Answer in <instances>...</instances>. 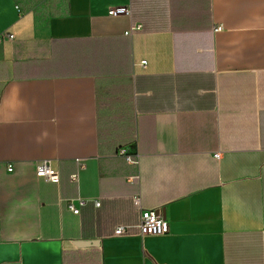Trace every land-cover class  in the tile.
I'll return each mask as SVG.
<instances>
[{
    "label": "crops",
    "instance_id": "crops-1",
    "mask_svg": "<svg viewBox=\"0 0 264 264\" xmlns=\"http://www.w3.org/2000/svg\"><path fill=\"white\" fill-rule=\"evenodd\" d=\"M263 233L264 0H0V264H263Z\"/></svg>",
    "mask_w": 264,
    "mask_h": 264
},
{
    "label": "built area",
    "instance_id": "built-area-1",
    "mask_svg": "<svg viewBox=\"0 0 264 264\" xmlns=\"http://www.w3.org/2000/svg\"><path fill=\"white\" fill-rule=\"evenodd\" d=\"M128 10L124 8H117V9H110L108 11V15L110 17H116L118 15L126 14ZM140 27H133L131 31L139 30ZM221 26H218L214 29L215 32L221 31ZM10 39H12V36H9ZM141 66L145 65V62L140 63ZM118 154L124 158L127 164L133 167L138 166V155L137 154H131L128 153L125 149H120ZM215 158L218 159L219 155H215ZM80 168H82V165H80ZM8 171H11V168L8 169ZM35 175L39 179H43L46 182L58 184L60 181L58 173L51 168L49 162L43 161L37 164ZM139 179L138 175L131 176L127 179L129 183L137 182ZM71 183L75 184L78 182V173L72 174L70 176ZM87 201L84 200H77L76 203L73 201L67 202V208L70 212L74 215L79 214L80 208L86 206ZM133 204L140 210V219L139 223L136 226V229L138 230V234L141 238L148 237V236H165L169 234L170 232V226L169 223L164 220L162 217H160L155 211L153 210H144L141 207V201L140 196L136 195L133 198ZM95 207L98 206V203H94ZM131 227L129 226H118L114 230V236H127L130 234ZM262 256H263V264H264V233L262 235Z\"/></svg>",
    "mask_w": 264,
    "mask_h": 264
}]
</instances>
